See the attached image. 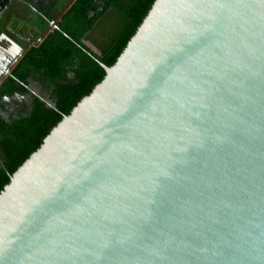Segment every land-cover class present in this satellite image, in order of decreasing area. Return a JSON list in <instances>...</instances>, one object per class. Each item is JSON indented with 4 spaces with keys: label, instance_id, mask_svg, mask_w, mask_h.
<instances>
[{
    "label": "water",
    "instance_id": "1",
    "mask_svg": "<svg viewBox=\"0 0 264 264\" xmlns=\"http://www.w3.org/2000/svg\"><path fill=\"white\" fill-rule=\"evenodd\" d=\"M99 65L0 192V264H264V0H155Z\"/></svg>",
    "mask_w": 264,
    "mask_h": 264
},
{
    "label": "trees",
    "instance_id": "2",
    "mask_svg": "<svg viewBox=\"0 0 264 264\" xmlns=\"http://www.w3.org/2000/svg\"><path fill=\"white\" fill-rule=\"evenodd\" d=\"M154 1L115 0L106 3L100 13L89 19L84 13L86 0H76L63 16L58 30L51 32L44 44L50 49V63L60 70H64V64L73 62L75 77L66 81L58 73L50 80L54 88V107L45 108L38 102L28 118L10 125L0 124V134L8 142L7 158L0 167V192L63 116L68 115L103 80L105 71L99 63L111 67L116 62ZM109 8L111 10L107 12ZM93 33L99 37L98 42L93 41L99 54L90 51L83 43L89 41ZM40 69L50 72L46 66Z\"/></svg>",
    "mask_w": 264,
    "mask_h": 264
},
{
    "label": "flooded vegetation",
    "instance_id": "3",
    "mask_svg": "<svg viewBox=\"0 0 264 264\" xmlns=\"http://www.w3.org/2000/svg\"><path fill=\"white\" fill-rule=\"evenodd\" d=\"M113 1L86 0L84 13L92 19L106 3ZM67 2L62 5L59 0L53 3L50 0L36 3L34 0H0V124L10 125L28 118L38 102L45 108L54 107V88L50 80L58 73L63 80L74 79L73 62L64 64V70H60L50 63V49L44 44L48 35L58 30V24L68 12L55 23L56 28L51 27ZM45 66L50 72L39 70ZM6 144L0 134V167L7 158Z\"/></svg>",
    "mask_w": 264,
    "mask_h": 264
},
{
    "label": "rangeland",
    "instance_id": "4",
    "mask_svg": "<svg viewBox=\"0 0 264 264\" xmlns=\"http://www.w3.org/2000/svg\"><path fill=\"white\" fill-rule=\"evenodd\" d=\"M30 1V0H29ZM52 3L54 2V1H57L58 2V0H50ZM60 2H61V4L63 5V4H65V2H67V0H59ZM98 40H99V37L98 36H96V34H91V39L88 41H84L83 43L86 45V46H88L94 53H96V54H99V51L97 50V48L95 47V45L93 44V41H96V42H98Z\"/></svg>",
    "mask_w": 264,
    "mask_h": 264
},
{
    "label": "crops",
    "instance_id": "5",
    "mask_svg": "<svg viewBox=\"0 0 264 264\" xmlns=\"http://www.w3.org/2000/svg\"><path fill=\"white\" fill-rule=\"evenodd\" d=\"M38 0H34V2L36 3Z\"/></svg>",
    "mask_w": 264,
    "mask_h": 264
}]
</instances>
